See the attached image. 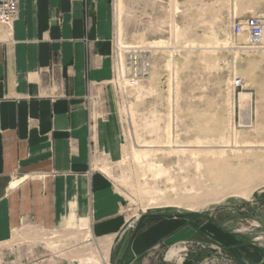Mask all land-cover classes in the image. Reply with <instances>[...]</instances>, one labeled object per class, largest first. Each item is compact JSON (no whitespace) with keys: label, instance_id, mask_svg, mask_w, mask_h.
<instances>
[{"label":"rangeland","instance_id":"obj_1","mask_svg":"<svg viewBox=\"0 0 264 264\" xmlns=\"http://www.w3.org/2000/svg\"><path fill=\"white\" fill-rule=\"evenodd\" d=\"M189 1L113 0L114 114L124 137L106 172L134 218L162 211L193 217L195 228L226 222L264 249V171H253L264 167V44L256 50L233 35L240 21L264 23V0ZM139 50L151 63L142 79L127 56ZM36 232L0 247V264H79L84 246L70 250L64 234ZM179 248L178 264L193 253L195 264H236L200 234ZM210 251L214 258L204 259Z\"/></svg>","mask_w":264,"mask_h":264},{"label":"crops","instance_id":"obj_2","mask_svg":"<svg viewBox=\"0 0 264 264\" xmlns=\"http://www.w3.org/2000/svg\"><path fill=\"white\" fill-rule=\"evenodd\" d=\"M114 30L113 0H20L12 34L0 28V247L19 232L59 233L70 250L84 246L79 264H178L180 244L200 234L236 264H264V249L226 222L195 228L193 217L126 210L106 172L124 137Z\"/></svg>","mask_w":264,"mask_h":264},{"label":"built area","instance_id":"obj_3","mask_svg":"<svg viewBox=\"0 0 264 264\" xmlns=\"http://www.w3.org/2000/svg\"><path fill=\"white\" fill-rule=\"evenodd\" d=\"M20 0H0V28L4 29L8 35L12 34L14 24L19 19ZM234 37L241 38L246 36L248 44L253 49H260L264 44V23L259 18H251L240 21L233 27ZM129 62L137 66L138 79L146 77L151 70V63L148 57H145L143 51L131 52L127 54ZM236 87H242V79L237 78L234 81ZM250 107V115L247 120L251 126L254 123V111Z\"/></svg>","mask_w":264,"mask_h":264},{"label":"water","instance_id":"obj_4","mask_svg":"<svg viewBox=\"0 0 264 264\" xmlns=\"http://www.w3.org/2000/svg\"><path fill=\"white\" fill-rule=\"evenodd\" d=\"M215 256V251H210L208 252L207 254H204L202 257L204 259H207V260H210V259H213ZM198 257V254L197 253H193L191 255V259L186 261L185 264H195V259Z\"/></svg>","mask_w":264,"mask_h":264},{"label":"bare ground","instance_id":"obj_5","mask_svg":"<svg viewBox=\"0 0 264 264\" xmlns=\"http://www.w3.org/2000/svg\"><path fill=\"white\" fill-rule=\"evenodd\" d=\"M253 171H254V173H255V172H258V171L263 172V171H264V167H263V166H258V167H256V168H254Z\"/></svg>","mask_w":264,"mask_h":264}]
</instances>
